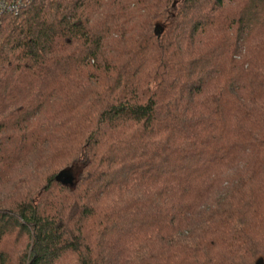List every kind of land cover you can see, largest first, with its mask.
Wrapping results in <instances>:
<instances>
[{
    "label": "trees",
    "instance_id": "1",
    "mask_svg": "<svg viewBox=\"0 0 264 264\" xmlns=\"http://www.w3.org/2000/svg\"><path fill=\"white\" fill-rule=\"evenodd\" d=\"M0 264H264V0L4 16Z\"/></svg>",
    "mask_w": 264,
    "mask_h": 264
},
{
    "label": "built area",
    "instance_id": "2",
    "mask_svg": "<svg viewBox=\"0 0 264 264\" xmlns=\"http://www.w3.org/2000/svg\"><path fill=\"white\" fill-rule=\"evenodd\" d=\"M35 0H0V22L4 16H17Z\"/></svg>",
    "mask_w": 264,
    "mask_h": 264
},
{
    "label": "water",
    "instance_id": "3",
    "mask_svg": "<svg viewBox=\"0 0 264 264\" xmlns=\"http://www.w3.org/2000/svg\"><path fill=\"white\" fill-rule=\"evenodd\" d=\"M161 32L162 30L159 27H156L154 30V34L156 35L157 38H160ZM55 180L56 182L62 183L65 186H71L73 184L74 179L72 176V172L69 169L59 173V175L56 176Z\"/></svg>",
    "mask_w": 264,
    "mask_h": 264
}]
</instances>
